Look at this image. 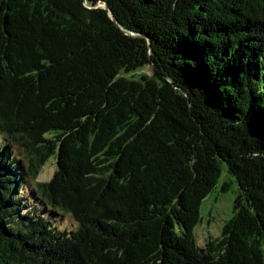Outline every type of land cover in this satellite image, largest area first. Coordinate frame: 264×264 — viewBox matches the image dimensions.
Returning a JSON list of instances; mask_svg holds the SVG:
<instances>
[{
	"label": "trees",
	"instance_id": "obj_1",
	"mask_svg": "<svg viewBox=\"0 0 264 264\" xmlns=\"http://www.w3.org/2000/svg\"><path fill=\"white\" fill-rule=\"evenodd\" d=\"M0 264H264V0H0Z\"/></svg>",
	"mask_w": 264,
	"mask_h": 264
},
{
	"label": "rangeland",
	"instance_id": "obj_2",
	"mask_svg": "<svg viewBox=\"0 0 264 264\" xmlns=\"http://www.w3.org/2000/svg\"><path fill=\"white\" fill-rule=\"evenodd\" d=\"M150 72V69H146ZM57 168L56 158L51 157L44 165L39 180L46 181L52 178ZM227 181L232 182L228 178ZM233 180V179H232ZM221 180L219 186L212 192V194L205 200L203 205V219L196 229V236L200 246H204L209 236L217 237L221 234L222 227L226 220L232 216L233 203L237 196V188L234 187L226 193L221 191ZM75 222L69 219H63V225L68 228H73Z\"/></svg>",
	"mask_w": 264,
	"mask_h": 264
},
{
	"label": "water",
	"instance_id": "obj_3",
	"mask_svg": "<svg viewBox=\"0 0 264 264\" xmlns=\"http://www.w3.org/2000/svg\"><path fill=\"white\" fill-rule=\"evenodd\" d=\"M103 5H104L106 8H108V5H107V4L104 3ZM114 20H115V19H114ZM115 21H116V20H115Z\"/></svg>",
	"mask_w": 264,
	"mask_h": 264
}]
</instances>
